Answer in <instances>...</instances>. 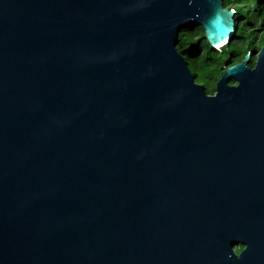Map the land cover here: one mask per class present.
I'll return each instance as SVG.
<instances>
[{"label": "water", "instance_id": "1", "mask_svg": "<svg viewBox=\"0 0 264 264\" xmlns=\"http://www.w3.org/2000/svg\"><path fill=\"white\" fill-rule=\"evenodd\" d=\"M196 25L235 10L0 0V264H264V43L208 94Z\"/></svg>", "mask_w": 264, "mask_h": 264}, {"label": "trees", "instance_id": "2", "mask_svg": "<svg viewBox=\"0 0 264 264\" xmlns=\"http://www.w3.org/2000/svg\"><path fill=\"white\" fill-rule=\"evenodd\" d=\"M231 1L237 3L236 8L228 6V3ZM261 1L262 0H252L253 10L257 11L259 22L261 25H264V5H262L264 3ZM224 5L235 10L236 33L238 35L242 34L244 26L252 22L253 19L249 10L250 0H224ZM240 19L243 20L241 23H239ZM190 29V27L185 28L179 34L177 49L185 53V58L194 71L193 73L195 75L197 73L195 80L200 83L205 82L209 86L214 80L219 79L223 72V65L231 57L237 56L241 50L237 47L235 42H230L229 44L221 46L219 51L214 50L209 46L205 37L203 38L202 44H200L198 40H194ZM197 29L198 28H195V32ZM253 48V40H250L247 51H252ZM200 49H202L201 52ZM195 56L198 57L195 59Z\"/></svg>", "mask_w": 264, "mask_h": 264}, {"label": "rangeland", "instance_id": "3", "mask_svg": "<svg viewBox=\"0 0 264 264\" xmlns=\"http://www.w3.org/2000/svg\"><path fill=\"white\" fill-rule=\"evenodd\" d=\"M228 6L236 8L237 7V3H235V1H231L230 3H228ZM227 6V7H228ZM249 10L251 12V16H252V22H250L249 24H246L244 26V31L242 32V34L238 35L237 33L235 34L234 38L232 39V42H235L237 44V47L240 48L241 52L235 56V57H231L230 60H228L224 65H223V69L224 70L226 67H228L229 65L233 64V63H237L241 60V58L244 56V54L247 52L248 49V43L250 40H253L254 43V48L252 49V56H251V62L250 65H254L255 63V59L257 58V54L258 51L260 49V47L262 46V44L264 43V25H261L259 22V16L257 11L253 10V2L252 0H250V7ZM243 20L240 19L239 23H241ZM195 28H198L197 31L195 32ZM190 32L192 33V37L194 40H198L200 44H202L203 38H204V32L201 26L196 25L195 27H193L192 29H190ZM180 52H182V54L185 56V53H183L182 50L178 49ZM202 49H200L201 52ZM217 51H219V48L217 49ZM198 56H195V59ZM196 77H197V73H196ZM195 77V78H196ZM216 81L214 80L212 83L208 84L205 82H201L203 83L206 87V92L208 94H213L215 92V85H216ZM230 84H235L236 81L231 78L229 80Z\"/></svg>", "mask_w": 264, "mask_h": 264}, {"label": "flooded vegetation", "instance_id": "4", "mask_svg": "<svg viewBox=\"0 0 264 264\" xmlns=\"http://www.w3.org/2000/svg\"><path fill=\"white\" fill-rule=\"evenodd\" d=\"M261 2L264 3V0H262ZM262 5H264V4H262ZM229 60H230V59H229ZM241 248H242V247H241ZM241 248H240V249H241ZM240 249H239V250H240Z\"/></svg>", "mask_w": 264, "mask_h": 264}]
</instances>
